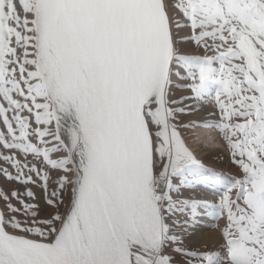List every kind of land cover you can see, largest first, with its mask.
Masks as SVG:
<instances>
[{"label": "snow or ice", "instance_id": "snow-or-ice-1", "mask_svg": "<svg viewBox=\"0 0 264 264\" xmlns=\"http://www.w3.org/2000/svg\"><path fill=\"white\" fill-rule=\"evenodd\" d=\"M0 147V264H264V0H0Z\"/></svg>", "mask_w": 264, "mask_h": 264}, {"label": "bare ground", "instance_id": "bare-ground-1", "mask_svg": "<svg viewBox=\"0 0 264 264\" xmlns=\"http://www.w3.org/2000/svg\"><path fill=\"white\" fill-rule=\"evenodd\" d=\"M209 134L204 132L203 130H197V136H198V144H200L203 148H206V152H212L216 149L223 150L220 146V141L215 136V134L212 135L211 140H205V137ZM199 146V145H198ZM204 152V151H203ZM219 223L222 225L223 222L220 220ZM194 246L201 248H209L212 246H221V240L219 236V232L216 229L213 228H198L196 237L190 242Z\"/></svg>", "mask_w": 264, "mask_h": 264}, {"label": "rangeland", "instance_id": "rangeland-1", "mask_svg": "<svg viewBox=\"0 0 264 264\" xmlns=\"http://www.w3.org/2000/svg\"><path fill=\"white\" fill-rule=\"evenodd\" d=\"M176 95L179 96V95H181V93L177 92ZM198 145H197V151H198L200 157L202 159H204L206 162H207L208 158H213V159L219 158V160L224 161L223 150L216 149L215 151H212V152H206L207 151L206 148H203L200 144H198ZM0 152L7 154V150L2 149V147H0ZM0 164H3V161H0ZM214 166L217 168V170L222 171L225 174H232L233 172H235V167L230 165L226 161H224L223 163H217ZM0 186H2L4 188L9 187V185L6 184L2 178H0ZM35 191L37 192V195L40 194L39 189H35ZM209 199L214 200V199H216V197H214V196L209 197ZM221 221L223 222V220H221ZM188 247L196 249L200 252H216L218 249H220L221 246H212L209 248H205V247L198 248V247L194 246L193 244L189 243Z\"/></svg>", "mask_w": 264, "mask_h": 264}]
</instances>
